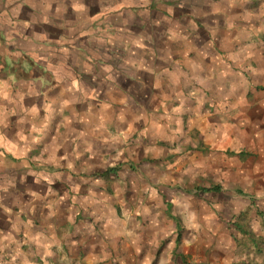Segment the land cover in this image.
Listing matches in <instances>:
<instances>
[{
    "label": "crops",
    "instance_id": "1",
    "mask_svg": "<svg viewBox=\"0 0 264 264\" xmlns=\"http://www.w3.org/2000/svg\"><path fill=\"white\" fill-rule=\"evenodd\" d=\"M126 1L156 23L112 47L108 0H0V264H184L176 238L160 248L172 229L154 184L189 147L203 169V134L236 144L219 108L248 120L264 101V0ZM236 160V183L264 182Z\"/></svg>",
    "mask_w": 264,
    "mask_h": 264
},
{
    "label": "rangeland",
    "instance_id": "2",
    "mask_svg": "<svg viewBox=\"0 0 264 264\" xmlns=\"http://www.w3.org/2000/svg\"><path fill=\"white\" fill-rule=\"evenodd\" d=\"M138 5L134 7L126 0L118 4L114 0H108L105 9L104 6L101 7L102 14L120 17L117 21L118 34L114 35L113 39H106L112 42L108 46H120L116 41L131 43L128 40L131 34H135L136 30L148 31L151 25L156 23H151L150 17L147 20L152 8ZM134 9H138L135 21L129 16V13H134ZM99 12L100 7H96L94 13ZM132 40L130 47L134 50L143 45L141 39L137 43L139 45L134 43V38ZM91 41L99 46V38ZM77 71L80 72V78H89V82H96L93 73L82 67L75 72ZM252 90L262 96L260 101L264 99V82L253 85ZM208 107L213 108L212 105ZM251 108L256 110V114L252 113L255 118L248 120L236 119L228 108L217 110L220 112L215 114L218 116L215 119L218 127L226 131L232 129L230 135L235 138L236 144L232 145L230 150H225L223 146L216 148L203 134V142L206 144L200 146V141L196 144V150L201 152L205 159L203 169L198 171L193 159L182 161L183 155H190L195 149L189 147L185 152L176 154L181 158L176 162L177 165L172 164L174 160L170 161V177L155 182L154 189L161 193L164 207L168 209L167 215L160 217L158 221L164 224L169 221L172 229L160 239V248L176 238L174 260L178 261L177 257H180L184 264H264V182L259 183L258 180L252 179L250 183L242 185L240 182L236 183L233 177L237 156H240V161L249 160L247 164L251 166L264 165V101L252 104ZM235 131L240 134H235ZM207 136H210L209 131ZM190 137L189 143L195 139L192 135ZM216 153L219 158L212 159L210 155ZM162 170L165 171V168ZM12 179L9 192L19 191L20 183L13 177ZM213 187H216L217 191H209ZM241 215H244V218H241ZM142 216L143 214L137 216V221L141 222ZM149 216H143L145 224L149 223ZM237 226L243 227L245 234L240 232ZM255 227L257 231L254 230ZM258 228L261 230L258 231Z\"/></svg>",
    "mask_w": 264,
    "mask_h": 264
},
{
    "label": "trees",
    "instance_id": "3",
    "mask_svg": "<svg viewBox=\"0 0 264 264\" xmlns=\"http://www.w3.org/2000/svg\"><path fill=\"white\" fill-rule=\"evenodd\" d=\"M205 191H208V190H205ZM209 191H217V188L213 187V188L209 189Z\"/></svg>",
    "mask_w": 264,
    "mask_h": 264
}]
</instances>
